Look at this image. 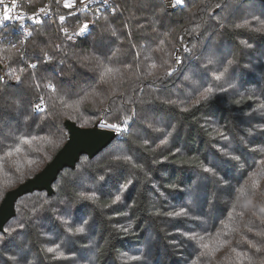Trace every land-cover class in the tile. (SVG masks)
Masks as SVG:
<instances>
[{
  "label": "trees",
  "instance_id": "trees-1",
  "mask_svg": "<svg viewBox=\"0 0 264 264\" xmlns=\"http://www.w3.org/2000/svg\"><path fill=\"white\" fill-rule=\"evenodd\" d=\"M115 2L117 12L77 42L45 24L23 46L19 40L3 50L0 205L51 163L67 143L68 123L114 131L105 124L124 127L126 115L131 121L99 155L61 171L52 195L16 202L0 234V264H262L264 2L185 0L174 12L161 0ZM178 47L185 51L180 68ZM105 65L114 71L105 75ZM205 87L213 88L207 101L200 99ZM40 96L43 112L34 107ZM15 147L21 151L7 155ZM183 210L188 214L167 215ZM233 248L246 253L242 262Z\"/></svg>",
  "mask_w": 264,
  "mask_h": 264
},
{
  "label": "built area",
  "instance_id": "built-area-1",
  "mask_svg": "<svg viewBox=\"0 0 264 264\" xmlns=\"http://www.w3.org/2000/svg\"><path fill=\"white\" fill-rule=\"evenodd\" d=\"M169 12H174L179 6L173 7L174 0H161ZM264 2V0H261ZM64 0H2L0 3V15L3 14L6 6L13 8L12 16L13 20L0 24V78L3 82L6 81L5 71H8V64L4 60V49L9 45L15 44L19 40H28L31 37H27V32L31 31L34 34L35 29L38 26L48 24L57 29L60 35L69 42H77L78 40L87 37L90 32L94 29L95 25H90L88 30L80 36H74L72 40L67 39L65 34L60 30L62 27H66L69 33H73L79 30L82 26V21H96L104 15H114L117 12V4L115 0H90L87 3V10H84V6L81 5L80 0H76V7L68 9L63 7ZM48 7L51 9V18L40 14V18L45 22L42 24H35L32 20L28 19L34 13H37L40 8ZM17 13L22 14V18L19 20L15 19ZM64 15L66 20L63 25L60 24L58 17ZM7 26H4V25ZM185 51L182 47H178L174 52V62L176 68H180L183 65L178 63L177 60L183 61V54ZM42 111L39 112H43Z\"/></svg>",
  "mask_w": 264,
  "mask_h": 264
},
{
  "label": "snow or ice",
  "instance_id": "snow-or-ice-1",
  "mask_svg": "<svg viewBox=\"0 0 264 264\" xmlns=\"http://www.w3.org/2000/svg\"><path fill=\"white\" fill-rule=\"evenodd\" d=\"M89 2H90V0H80V3H81V5L84 6V10L85 11L87 10V3H89ZM105 2H107V0H105ZM0 3H2V0H0ZM57 3H59V0H57ZM184 3H185V0H174V4L172 6L173 7L181 6ZM63 7L64 8H68V9L75 8L76 7V0H64ZM217 7H220V5H217ZM12 12H13V8L11 6H6L4 8L3 14L0 15V24H3L4 22L13 20ZM41 13L43 14V16L51 18V9L48 8V7H42V8L39 9V11L37 13H34L31 16H29L28 19L32 20L35 24H42L45 21L40 18V14ZM21 18H22V14L21 13H17L16 16H15V19L19 20ZM58 19H59L60 24L63 25L65 20H66V16L61 15V16L58 17ZM256 19H259V17H256ZM80 23L82 24V26L79 27V30H77V31H75L73 33H69L68 29L66 27H62L60 30L65 34L67 39L72 40L74 36L83 35L85 33V30H88L90 28V25H93V26L95 25V21H82ZM248 23H249V21L245 20L243 25L236 24L235 27L236 28H241V27L247 26ZM4 26H7V25L5 24ZM221 27H224V26L221 25ZM257 31H260V29H257ZM111 34L113 36H116L115 29L112 30ZM32 36H33V33L31 31H28L27 32V37H32ZM25 43H27V41L26 40H22L21 41V46H23ZM241 43H243L248 48L253 47V45L248 43L247 41H242ZM15 47L16 46L13 45V48H15ZM60 47H61V45H56L57 49H59ZM119 53H120V49H117L116 50V54H119ZM45 54H47V53H45ZM23 55H24V53L21 52L20 56L23 57ZM95 59L101 65H103V61L100 59V57L97 56V57H95ZM177 62L178 63H182L183 61L178 59ZM209 62L211 63V61H209ZM227 63H228V65H232L234 63V61L233 60H228ZM27 67L34 70V69H37L38 65H37V63H31V64H28ZM104 67L106 69L105 75L110 74V73H112L114 71L112 68H108L106 65ZM155 67H156V65L153 64L152 68H155ZM20 71H24V69H20ZM227 72H228V68L225 67L223 72H221L219 75H217L215 77V79L217 81L221 80L224 77L225 73H227ZM7 75L11 76L12 73L9 72V73H7ZM168 75H172V71H169ZM14 79H15L16 83H21L22 82L20 75H16L14 77ZM39 86H40L39 84L36 85V87H39ZM45 87L55 91V86L53 84H51V83L46 84ZM221 90H223V89H221ZM212 94H213V88L212 87H205L204 91L200 94V99H202L204 101H207ZM43 100H44V97L40 96L39 97V101L40 102H37L34 105V107H35V109L37 111H42L44 109ZM166 103L173 104L174 102L173 101H166ZM196 103L199 104L200 100H197ZM237 103H239V101H237ZM261 107L264 108V105H261ZM130 121H131V116H127L126 115V116L123 117V122H122L124 127H122L119 124H115V123L105 124V127H108L110 129H113L114 131H118L119 132V131H122V130H126V126L129 124ZM156 131H159V129H156ZM220 135L224 136L225 139H227V136H225V134L223 132H221ZM19 139H20V142L23 143V144H29L30 145L31 142H32L31 140L23 138V137H21ZM162 143L167 144L168 141L165 139V140L162 141ZM13 151L18 153V152L21 151V148L20 147H15L13 150L8 151L7 155L11 156L13 154ZM232 159L236 160L237 162L240 161V157L239 156H234V157H232ZM115 160L118 161V162L119 161H123L125 163H130V162H132V157L131 156H123V157L117 156V157H115ZM262 163H264V161H262ZM203 170L206 173H210L212 176H217V173H216V171L213 168L205 167ZM207 178L208 177H205V179H207ZM101 179H103V177H101ZM218 182L223 183L224 182L223 178H219ZM129 183H130V181H129ZM196 191L198 192L199 189H197ZM80 195H81V197H84L85 199L89 198V197H86L84 193H80ZM93 195H95V194H93ZM194 195H196L195 192H194ZM120 200H121V196L117 195V196H115V198L113 200V203L118 202ZM187 214H188L187 210H183L181 212H175V213H167L168 216H176V217H180V216L187 215ZM209 214H211V208L209 209ZM253 214H255V213H253ZM84 223H87V221H84ZM5 231H7V230H5ZM76 231L79 232V233H84L85 229H84V227H79V228L76 229ZM249 231H251V229H249ZM217 234H219V233H217ZM256 235L264 237V232H257ZM190 239H192L194 241L196 239V237H191ZM242 239L246 240L247 243L251 246V248L256 249L257 252L261 251V249L258 248L256 244L252 243L250 240H247L246 237H243ZM58 247H59V245H57L56 247H53V248H49L48 251L51 252V253H55L57 251ZM203 247L207 248V245H203ZM233 251L236 253L237 259L242 262L244 257L246 256V253L242 252V251H237L235 248H233ZM200 255L204 256L205 253H200ZM60 256L63 257L64 253L60 252ZM131 259L135 260L136 258L132 257ZM262 264H264V262H262Z\"/></svg>",
  "mask_w": 264,
  "mask_h": 264
},
{
  "label": "water",
  "instance_id": "water-1",
  "mask_svg": "<svg viewBox=\"0 0 264 264\" xmlns=\"http://www.w3.org/2000/svg\"><path fill=\"white\" fill-rule=\"evenodd\" d=\"M66 128L69 135L67 143L51 163L34 179L9 192L4 198L0 205V234L4 233L7 224L15 218V204L20 198L35 192H46L48 195H52L53 185L61 171L74 167L80 157L84 155L91 158L96 157L117 137L115 131L98 127L81 129L68 123Z\"/></svg>",
  "mask_w": 264,
  "mask_h": 264
}]
</instances>
